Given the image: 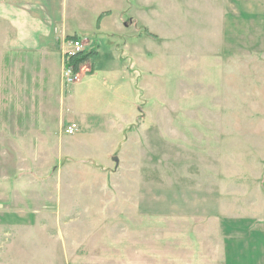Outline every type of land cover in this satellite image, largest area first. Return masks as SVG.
Listing matches in <instances>:
<instances>
[{"label": "rangeland", "instance_id": "rangeland-1", "mask_svg": "<svg viewBox=\"0 0 264 264\" xmlns=\"http://www.w3.org/2000/svg\"><path fill=\"white\" fill-rule=\"evenodd\" d=\"M49 17L95 50L74 85L64 42L9 47ZM246 236L264 245V0H0V264H227Z\"/></svg>", "mask_w": 264, "mask_h": 264}, {"label": "crops", "instance_id": "crops-1", "mask_svg": "<svg viewBox=\"0 0 264 264\" xmlns=\"http://www.w3.org/2000/svg\"><path fill=\"white\" fill-rule=\"evenodd\" d=\"M22 4L25 6L28 3L24 2ZM19 7H21V6H18L17 8H19ZM43 10L48 12V9L46 8V6L44 7ZM46 15H47V13H46ZM48 15H49V12H48ZM35 23L36 24L29 26V27H35V28L31 29V31L29 33H28V31L24 32L25 35H22V36H20L19 31L24 30L25 29L24 26H22V25L17 26V25L12 23V28L15 32L14 36L17 37L18 40H20L22 42H27V41H33L34 43L38 42L39 43L38 47L34 46L33 48H25L23 46H19V45L14 46L13 45L12 47L9 46L11 50H13L16 53L21 52V53L27 54V53L39 52V53L48 54L47 52L49 51V49H51L52 47L56 48L57 45H59L58 42L61 43V41L62 42L65 41V32H66L65 26L66 25L64 23H62L60 25V27H58V25L53 20V17H49L46 21L43 19H40L38 21V23H37V21H35ZM41 25H44L45 28L48 29L47 34H46V31L41 27ZM19 26L21 28H19ZM40 29H42L43 32H41ZM30 34H35V35L31 36ZM35 36H36V38H33ZM42 41L44 42L43 44H42ZM46 54H45V56L42 57V58H45L44 60L47 59ZM256 233L258 234L260 232H258V230H254L251 233V236L252 235L256 236ZM246 237H247V240H249V241H247V242L240 241V243H238V244H235V243L232 244L231 242L226 241L227 245H225L224 253L226 255L225 260H226L227 264H264V245L259 243V241L256 238L254 240H251V239H249L250 238L249 236H246ZM107 248H108V249H106L107 251H109V249L112 250L109 247H107ZM202 254L205 255L206 257L209 256L210 259H212V260H213V258H215V256L212 257V256H210V254H207L204 252ZM192 264H193V262H192Z\"/></svg>", "mask_w": 264, "mask_h": 264}, {"label": "built area", "instance_id": "built-area-1", "mask_svg": "<svg viewBox=\"0 0 264 264\" xmlns=\"http://www.w3.org/2000/svg\"><path fill=\"white\" fill-rule=\"evenodd\" d=\"M87 45L86 40L74 37L69 40H65L63 43V66H62V80L66 86H71L79 82L80 71L77 70L72 63V59L77 57L80 53L85 50ZM78 130L76 123H70L65 132L67 134H74Z\"/></svg>", "mask_w": 264, "mask_h": 264}, {"label": "trees", "instance_id": "trees-1", "mask_svg": "<svg viewBox=\"0 0 264 264\" xmlns=\"http://www.w3.org/2000/svg\"><path fill=\"white\" fill-rule=\"evenodd\" d=\"M102 17L103 15L101 14L98 18V25H100V21ZM94 53H95V50H85L82 53H80L77 57L73 58L72 63L74 64L75 68L78 70L79 69L78 66L81 64V62L86 61Z\"/></svg>", "mask_w": 264, "mask_h": 264}, {"label": "water", "instance_id": "water-1", "mask_svg": "<svg viewBox=\"0 0 264 264\" xmlns=\"http://www.w3.org/2000/svg\"><path fill=\"white\" fill-rule=\"evenodd\" d=\"M113 160L116 161L117 163H118V161H119V160H118V157H116V156L113 157Z\"/></svg>", "mask_w": 264, "mask_h": 264}]
</instances>
